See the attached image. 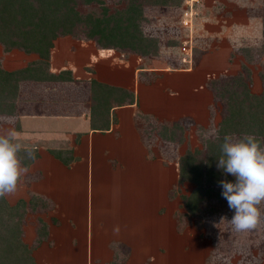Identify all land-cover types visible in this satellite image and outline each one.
Returning a JSON list of instances; mask_svg holds the SVG:
<instances>
[{"label": "rangeland", "instance_id": "obj_1", "mask_svg": "<svg viewBox=\"0 0 264 264\" xmlns=\"http://www.w3.org/2000/svg\"><path fill=\"white\" fill-rule=\"evenodd\" d=\"M103 1L112 13L125 7L129 0ZM137 2L142 5L141 24L151 23L153 28L149 32L157 36L159 48L156 57L143 56L140 60V66L150 69L145 72L147 77L140 93L149 105H156L157 112L163 113L164 119L160 121L165 122L164 125L181 128V140L164 143L157 134L158 124L154 125L150 129L147 149L155 162L132 164L130 170L134 172L122 178L111 176L110 165L100 164L104 170L97 173L96 165L88 208L83 200L77 202L82 238L86 221L92 215L98 217L101 211L104 215H112L120 210V218L125 221L119 230L133 229L140 234L134 231L138 246L132 244L134 248L137 246L132 257L129 245L124 250L119 249L125 256L117 260L111 261V256L84 261L85 244L81 241L73 249L75 258H52L39 264H264V202L259 206L261 219L258 226L238 233L226 220L221 222L222 218L230 220L234 212L220 191V198L215 195V188H221L219 184L204 183L206 189L211 188L210 192L203 191L202 201L196 199L198 202L186 204L187 196L197 183L181 180L178 165L179 157L189 152L196 151L195 157L205 158L204 135L211 129L217 130L226 115L223 93L225 86L235 88L233 77L243 80L255 95L264 89V0H198L192 8L184 0H169L165 5ZM189 8L191 14L184 16ZM91 9L82 3L77 5L82 14ZM184 19H188L187 25L182 22ZM227 26L231 28L225 30ZM235 26L241 31L233 30ZM252 28H258V36L250 31ZM71 37L91 40L82 33ZM188 52L190 65L179 62ZM188 66L193 70L184 78L160 74L165 73V69L184 71ZM220 179L234 181V177L229 175L227 178L225 173ZM40 214L43 213H27L25 224L33 225L35 229L38 218L43 221ZM149 214L154 215L159 226L152 223ZM108 220L109 227L116 223L114 217ZM112 229L110 227L108 233ZM143 243L145 246L141 245ZM41 250L43 255L50 252L46 246Z\"/></svg>", "mask_w": 264, "mask_h": 264}, {"label": "crops", "instance_id": "obj_2", "mask_svg": "<svg viewBox=\"0 0 264 264\" xmlns=\"http://www.w3.org/2000/svg\"><path fill=\"white\" fill-rule=\"evenodd\" d=\"M229 28L227 26L225 30ZM233 30L241 31L238 26ZM250 31L256 36L259 34L258 28ZM38 59L37 53H25L19 49L6 52L2 49L0 52L1 67L7 71L27 67ZM141 59L132 52L101 48L91 40L58 36L53 41L45 72L61 77L19 79L14 114L0 115V134L14 129L17 141L35 153L32 161L23 166L26 171L17 190L6 199L15 204L20 199L27 201L36 195L47 202L48 207L39 216L47 225L48 234L33 251L38 264L52 258H75L73 249L81 241L85 244L84 261L111 256L113 259L117 250H124L129 245L131 257L134 255L138 232L119 230L125 221L120 218V210L118 215L116 212V215H104L102 211L98 217L92 215L86 221L82 238L76 207L82 200L87 208L89 206L96 165L97 173L104 168L100 164H105L110 165L111 176L122 178L134 172L130 170L132 164L155 162L147 149L148 135L143 140L139 129L148 125L151 119L162 122L164 115L155 110L156 105H149L140 93L147 77L145 72L149 69L140 66ZM188 67L184 71L165 69V73L160 74L184 78L193 70ZM93 81L132 91L135 99L122 106L113 104L107 119L96 116L93 123L92 106L96 98ZM110 217L116 218V223L110 226L115 232L112 229L108 233ZM149 217L156 225L154 215L149 214ZM23 230V240L32 243L36 236L34 226L24 224ZM141 241L146 242L145 239ZM132 244L137 245L136 248ZM141 245L145 246L144 243ZM43 246L50 251L47 255L41 253ZM119 253H123L122 250Z\"/></svg>", "mask_w": 264, "mask_h": 264}, {"label": "trees", "instance_id": "obj_3", "mask_svg": "<svg viewBox=\"0 0 264 264\" xmlns=\"http://www.w3.org/2000/svg\"><path fill=\"white\" fill-rule=\"evenodd\" d=\"M143 2L165 5L169 0H143ZM79 3L89 5L92 9L82 14L77 10ZM142 15V5L137 0H129L125 7L112 13L108 12L103 0H0V45L3 51L19 49L25 53H37L39 56L37 61L14 71L3 69L0 63V115L14 114L19 79L61 77L45 72L53 41L58 36H78L82 33L87 39L94 40L101 48L128 51L140 57H156L159 52L158 40L144 34L143 22L141 24ZM232 80L236 83L235 88L225 86L223 93L226 96L224 102L227 111L218 124L220 139L205 141L204 159L200 156L195 157L196 151L179 157V178L197 183L194 191L187 196L186 204L202 201L203 191L210 192L211 188L206 189L204 183L219 184L221 181L220 176L224 173L217 168V159L222 154L220 146L224 135L252 134L264 141V89L260 94L255 95L250 92L243 80L234 77ZM93 88L96 96L95 104L93 103L92 106L93 123L96 116L107 119L113 104L122 106L133 103L135 99L134 92L127 89L96 81H93ZM156 124H158L157 134L162 141L181 140L180 127L179 129L176 126L167 127L164 125L165 122H155L152 119L148 125L145 124L139 129L143 140L147 135L150 140V129ZM199 152L200 150L197 151ZM20 156L23 166H27L34 158H28L24 152H21ZM215 190V195L220 198L218 192L222 193V188ZM188 198L193 201H189ZM47 207V202L36 195L31 196L27 201L20 199L15 204H10L6 197L0 198V264H38L33 251L46 239L47 225L38 218L36 236L33 240L35 243L32 245L23 240V226L27 213L41 212ZM119 252V250L115 252L111 261L123 257L124 254Z\"/></svg>", "mask_w": 264, "mask_h": 264}, {"label": "clouds", "instance_id": "obj_4", "mask_svg": "<svg viewBox=\"0 0 264 264\" xmlns=\"http://www.w3.org/2000/svg\"><path fill=\"white\" fill-rule=\"evenodd\" d=\"M220 139L219 132L211 129L204 139ZM264 141L255 135L238 137L226 134L221 144V156L217 159V168L226 175L234 177L219 181L222 196L234 215L225 218L234 231L247 232L255 229L261 219L260 205L264 202ZM28 158L34 157V151L17 141L14 129L0 134V198L13 194L26 169L22 165L20 153Z\"/></svg>", "mask_w": 264, "mask_h": 264}, {"label": "built area", "instance_id": "obj_5", "mask_svg": "<svg viewBox=\"0 0 264 264\" xmlns=\"http://www.w3.org/2000/svg\"><path fill=\"white\" fill-rule=\"evenodd\" d=\"M184 2L188 5V7H193V4H194V2H198V0H184ZM191 9L189 8L188 10H186V12H184V16H187L188 14H191ZM182 22L185 24V25H187V23H188V19H184V20H182ZM143 31H144V33L146 34V35H148V36H151V37H157L156 35H154L153 33H150L149 32V30L151 29V28H153L152 27V25H151V23L149 24V23H147V22H144L143 23ZM182 49H186V47H184V48H182ZM190 49V48H189ZM187 52V51H186ZM189 59H190V52H188V54H185V56H183V57H181L180 58V60H179V62H181V63H189ZM178 64H180V63H178Z\"/></svg>", "mask_w": 264, "mask_h": 264}]
</instances>
